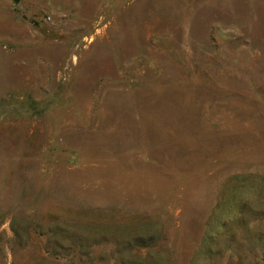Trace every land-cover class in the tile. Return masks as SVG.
Here are the masks:
<instances>
[{"label": "rangeland", "instance_id": "1", "mask_svg": "<svg viewBox=\"0 0 264 264\" xmlns=\"http://www.w3.org/2000/svg\"><path fill=\"white\" fill-rule=\"evenodd\" d=\"M249 183L264 0H0V264H264Z\"/></svg>", "mask_w": 264, "mask_h": 264}, {"label": "clouds", "instance_id": "2", "mask_svg": "<svg viewBox=\"0 0 264 264\" xmlns=\"http://www.w3.org/2000/svg\"><path fill=\"white\" fill-rule=\"evenodd\" d=\"M242 204L247 205L253 211H264V194H262L261 186L255 183L245 185L237 194ZM258 221H249V227L255 228Z\"/></svg>", "mask_w": 264, "mask_h": 264}]
</instances>
